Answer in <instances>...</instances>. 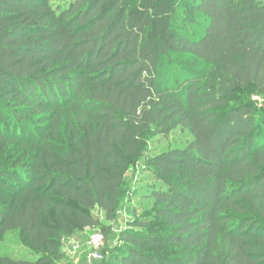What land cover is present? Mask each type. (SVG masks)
Here are the masks:
<instances>
[{
    "label": "trees",
    "instance_id": "obj_1",
    "mask_svg": "<svg viewBox=\"0 0 264 264\" xmlns=\"http://www.w3.org/2000/svg\"><path fill=\"white\" fill-rule=\"evenodd\" d=\"M97 228L98 264H264V0H0V244L34 256L0 264Z\"/></svg>",
    "mask_w": 264,
    "mask_h": 264
},
{
    "label": "rangeland",
    "instance_id": "obj_2",
    "mask_svg": "<svg viewBox=\"0 0 264 264\" xmlns=\"http://www.w3.org/2000/svg\"><path fill=\"white\" fill-rule=\"evenodd\" d=\"M56 3H58L61 0H53ZM253 100H255L252 97ZM258 103V106H261L260 101L255 100ZM188 139V134L186 133L185 130L182 129H177L176 131L172 132L169 136L163 137L159 136L151 142V152H158L163 149H167L170 147L174 146H180L182 145L183 142H185ZM135 173L137 172V169H134ZM133 171H130L127 175V177L130 179V177L133 174ZM144 177L146 178L147 176L151 175L150 173H144ZM144 179V178H142ZM140 180L138 179L137 183H134V187L136 188L135 193L133 194L131 200L127 203L126 207L128 212H130L131 206H136L137 209L140 208L145 201L140 197L145 190L146 185H151L153 183V180L151 178H148V180ZM139 213V212H138ZM129 216L125 212H121L119 218L117 219L116 223L111 226L113 230V234L116 235V231L119 230L124 226L125 219L128 218ZM102 225L103 227H108L109 225H112V222L105 221L104 219L102 220ZM95 230H101L100 228L97 229H87L81 232H78L75 236L68 238L65 240L63 249L66 251V258H65V263L70 264L74 263L77 259L82 260L83 264H98L99 262H90L88 261V247L86 246V241L88 239V236L94 232ZM102 231V230H101ZM114 237V236H113ZM73 243H78L80 245V250L75 253V251L71 248ZM103 243V247H104ZM0 251L1 252H6L12 255L13 257H25V258H34L32 254H29L27 249L19 244L14 236H10L9 239L0 244Z\"/></svg>",
    "mask_w": 264,
    "mask_h": 264
},
{
    "label": "built area",
    "instance_id": "obj_3",
    "mask_svg": "<svg viewBox=\"0 0 264 264\" xmlns=\"http://www.w3.org/2000/svg\"><path fill=\"white\" fill-rule=\"evenodd\" d=\"M255 100L259 101V97H253ZM104 234L100 230H95L92 232L86 241V246L88 247V261L90 262H100L103 258L102 246L104 243ZM71 248L76 252L80 250V245L78 243H73Z\"/></svg>",
    "mask_w": 264,
    "mask_h": 264
},
{
    "label": "crops",
    "instance_id": "obj_4",
    "mask_svg": "<svg viewBox=\"0 0 264 264\" xmlns=\"http://www.w3.org/2000/svg\"><path fill=\"white\" fill-rule=\"evenodd\" d=\"M73 264H83V261H82V260H80V259H79V260L77 259L76 261H74V263H73Z\"/></svg>",
    "mask_w": 264,
    "mask_h": 264
}]
</instances>
